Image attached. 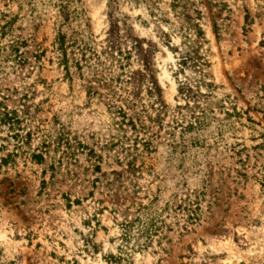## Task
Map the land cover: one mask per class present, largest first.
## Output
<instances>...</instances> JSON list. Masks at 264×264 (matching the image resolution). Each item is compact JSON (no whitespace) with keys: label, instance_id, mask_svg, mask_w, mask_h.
<instances>
[{"label":"rangeland","instance_id":"1","mask_svg":"<svg viewBox=\"0 0 264 264\" xmlns=\"http://www.w3.org/2000/svg\"><path fill=\"white\" fill-rule=\"evenodd\" d=\"M0 103V264H108L153 198L198 220L131 264H264V0H0Z\"/></svg>","mask_w":264,"mask_h":264},{"label":"trees","instance_id":"2","mask_svg":"<svg viewBox=\"0 0 264 264\" xmlns=\"http://www.w3.org/2000/svg\"><path fill=\"white\" fill-rule=\"evenodd\" d=\"M248 21L249 16L247 14L245 17V23L247 25ZM178 33L182 39V46L185 47L182 62L187 64L194 60V55L199 49L196 45L199 41L194 40L193 36L195 34L199 35L200 29L198 25L192 26V28L187 26L185 29L178 28ZM55 45L57 46V51L62 56L61 60H63V62L60 64L63 65L64 57H66V48L64 38L60 31H57L55 35ZM19 112L18 110H9L0 103V128L6 127L9 137L18 143H21L20 140L22 139V143H24L25 140L30 139L31 134L30 132H26L24 136H22V132L25 131L23 120L27 114L22 112V115H20ZM233 115L227 114L228 120H230ZM235 116L239 118L237 113ZM121 119L120 124L123 125L126 120L124 114ZM128 121H130L129 123L132 130L136 131L135 124H133L131 120ZM247 121L253 123L249 117ZM143 146L147 147L146 142H144ZM241 152L242 151H236L234 153L239 156ZM32 159L40 164L43 161V152L40 150L36 154H32ZM3 162L6 164V159ZM261 172L264 174V166ZM197 206V201H192L191 199H189L188 202L186 200H181L180 203L174 204L173 206L166 203L164 208L156 207V198L148 200L147 204H137V208L132 214H124L122 221L117 222L116 226L119 230L118 236L111 239V242L117 245L115 248L116 254L109 253L104 258L105 261L108 264H131V257L134 252H142L148 247H151L150 245H152L154 238L159 239L160 235L163 233L170 232V224H166V218H171L172 213H174V217L181 214V216L187 217V223H195V221L198 220V214L196 212Z\"/></svg>","mask_w":264,"mask_h":264}]
</instances>
